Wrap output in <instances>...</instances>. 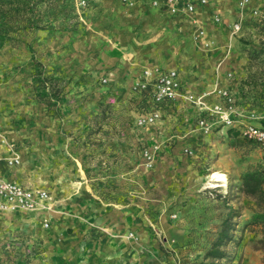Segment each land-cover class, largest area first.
Returning a JSON list of instances; mask_svg holds the SVG:
<instances>
[{"label": "rangeland", "instance_id": "rangeland-1", "mask_svg": "<svg viewBox=\"0 0 264 264\" xmlns=\"http://www.w3.org/2000/svg\"><path fill=\"white\" fill-rule=\"evenodd\" d=\"M31 1L33 11L24 12L21 0H0V147L6 162L17 154L20 164L13 166L22 167L24 178L52 179L55 186L81 180L84 171L97 208L105 203L108 214L138 208L143 227L168 257L154 264H264V150L220 124L203 133L198 110H186L182 98L160 105L154 122H138L151 106L139 83L145 68H177L188 82L183 93L229 87L242 77L256 87L264 76V0H251L243 11L239 0L214 1L225 23L241 19L238 34L212 15L197 26L168 12L141 16L123 0L120 11L108 5L114 0H88L85 7L74 0ZM251 7L261 16H252ZM253 105L264 110L260 101ZM181 109L188 117H180ZM217 170L228 175L226 192L206 187ZM249 172L259 181L254 192L244 186ZM84 213L75 215L79 239L115 232L105 214L84 226ZM65 230L57 231L56 243L73 228ZM148 250L139 247L142 256ZM43 252L28 227L0 230V264H46Z\"/></svg>", "mask_w": 264, "mask_h": 264}, {"label": "crops", "instance_id": "crops-1", "mask_svg": "<svg viewBox=\"0 0 264 264\" xmlns=\"http://www.w3.org/2000/svg\"><path fill=\"white\" fill-rule=\"evenodd\" d=\"M114 1L115 3H109L108 5H114L113 8H116L117 10L121 9L120 3L122 2V0ZM214 1L215 0H210L208 5L199 7V10L196 14L199 24L200 21L202 22V20H204V18L208 17L209 15L220 12L218 11V9L214 8ZM226 1L232 3V0ZM134 2V6L131 7L132 11L141 16H148V14L154 15L155 13L159 12H167L164 8L152 6L151 0H134ZM122 4L124 3L122 2ZM124 5L126 6V4ZM107 6L106 4L102 5L99 9V14H101L103 11H107ZM87 9H89L88 12L91 11V14L95 12V10L91 8V6H88ZM110 11L112 10L110 9ZM259 11L262 14L260 9ZM173 17L185 18L182 15H176ZM262 18L264 20V16H262ZM219 26H227V24L225 23V18L223 19V24H220ZM145 64V66L150 67L151 61L147 59ZM179 76L181 79L182 87L187 89L188 82L183 79L181 73H179ZM244 80L245 78L242 77L233 79L231 82H228V86L235 94L237 106H239V108L243 110H258L260 115L263 117L264 110L262 108H259L257 105L255 107L253 103L260 101L264 105V83H262L264 80V76L257 79V82H254V85H256V87L251 86L250 84L246 85V83H243ZM248 81V83H251V79H249ZM240 91H242L241 94ZM143 93V96L147 100V104L151 103V106H147L146 108L148 110H145L146 112L144 111V113H147L152 109L153 103L150 97V93L148 91H145ZM211 98H214L216 100V97ZM171 102L180 103L181 100L168 101V103L165 102V104L161 107L169 104H174ZM187 106H189L190 108H187L186 110H189L191 108L196 110L195 107H193L189 103H187ZM183 111H185V109H181L178 112L180 117H188L187 113H184ZM196 114H198V111ZM194 121H196V117ZM192 131L194 132L193 128L188 131L185 130L184 132L191 133ZM71 153L74 155L73 152ZM6 155V149L4 150V148L0 147V177L4 179L14 180L30 188H47L46 190H48L51 196L50 204L52 209L46 211L50 218V229L41 226V213L17 211L0 212V230L11 228L23 229L28 227L32 231H35L37 240H39V245L44 248L43 254L45 261L47 260L46 264H154L164 261L166 260V258H168L165 253L159 248L158 242L153 240V238L150 237V233H148V231H146V229L143 227L142 222L144 221V219L142 217H138L140 213L138 208L134 207L133 205H129L124 209H113L112 212H109L108 214V212L105 211L106 208H108L106 207L105 203L101 205V208H97V206H95V204L93 203L94 199L92 197V193H90L91 188L89 187V184L86 183L87 176L85 175L84 171L81 172V180L72 179L70 181V179H66V182L68 183L67 186H55L51 181L52 179H49V181H47L43 180L42 178H37L36 176L31 179L24 178L22 174V167L8 165L5 160ZM68 155H70V152H68ZM22 158L24 160L23 154ZM71 158L74 159L73 156ZM75 160L76 163L80 165L77 159ZM80 197L85 200L84 203H81V201L79 200ZM84 209L87 210V212L84 211ZM60 210L65 211V214H61ZM83 212H85L84 214L87 215V218L84 219L87 223L84 222V226H87L86 224L94 225V222L96 221L100 223L103 220V214H105L106 222L111 221V227H113L112 229L115 232L110 233V235H112L111 237L106 236L104 238L96 239L89 238V240L88 238L87 240L79 239L78 237H76L79 235L78 231L75 230V227L79 226V224L81 223V219H77L75 215L83 214ZM97 212L98 215H96ZM8 214H11L12 216L9 217L7 216ZM109 216L111 217V219H109ZM144 218L146 219L147 216H144ZM68 227L73 228L72 233L66 234V232H64V237H62L63 239L60 241V243H56L54 238L57 234V231H62L63 229L68 230ZM84 232L86 231L84 230ZM129 232H134V234L138 236L137 240L128 238L126 235ZM141 246L149 248L145 256H142L139 253V247Z\"/></svg>", "mask_w": 264, "mask_h": 264}, {"label": "built area", "instance_id": "built-area-1", "mask_svg": "<svg viewBox=\"0 0 264 264\" xmlns=\"http://www.w3.org/2000/svg\"><path fill=\"white\" fill-rule=\"evenodd\" d=\"M80 7L88 5V0H74ZM129 6L134 5V0H123ZM210 0H151V5L164 8L170 14L182 15L195 25H199L197 12L199 7L208 5ZM251 0H239V9L243 11L249 6ZM252 16H261L258 7H251ZM216 24H223L220 14L212 15ZM232 34L242 31L241 19L226 23ZM199 28V27H198ZM201 33V31H200ZM140 89L148 91L152 99V109L139 116L138 122L146 125L154 122L160 116V105L168 101L184 99L198 110L197 125L203 133H210L215 124L222 127L237 129L243 138L253 141L264 150V127L260 120L262 116L254 110H243L236 104L235 94L229 87H217L209 92L193 94L190 91L182 92V83L176 69L170 68L165 71L145 68L142 71ZM214 95L216 100L207 104L206 98ZM188 150V149H186ZM191 153L192 151L189 150ZM148 157H151L148 154ZM8 165L20 164V157L15 154L8 158ZM217 176H214V174ZM208 188H218L226 192L228 188V175L223 171H214L209 176ZM51 196L48 190L43 188H30L14 180L0 177V212H33L41 213V225L48 227L49 215L46 211L52 209Z\"/></svg>", "mask_w": 264, "mask_h": 264}, {"label": "trees", "instance_id": "trees-1", "mask_svg": "<svg viewBox=\"0 0 264 264\" xmlns=\"http://www.w3.org/2000/svg\"><path fill=\"white\" fill-rule=\"evenodd\" d=\"M23 7L22 9L24 12H32L33 11V5L34 3L31 0H21ZM31 24V23H30ZM261 125L264 127V116L260 120ZM226 132H233L235 135H237L240 138H243L239 135V132L237 129L234 128H227ZM244 186H246L247 190L249 192H254L256 187L258 186L259 181L257 180V174L256 172H249L246 173L243 177Z\"/></svg>", "mask_w": 264, "mask_h": 264}, {"label": "bare ground", "instance_id": "bare-ground-1", "mask_svg": "<svg viewBox=\"0 0 264 264\" xmlns=\"http://www.w3.org/2000/svg\"><path fill=\"white\" fill-rule=\"evenodd\" d=\"M214 176H217V174L215 173Z\"/></svg>", "mask_w": 264, "mask_h": 264}]
</instances>
